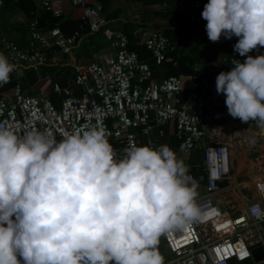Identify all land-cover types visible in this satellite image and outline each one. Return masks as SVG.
<instances>
[{
  "label": "clouds",
  "instance_id": "clouds-1",
  "mask_svg": "<svg viewBox=\"0 0 264 264\" xmlns=\"http://www.w3.org/2000/svg\"><path fill=\"white\" fill-rule=\"evenodd\" d=\"M201 16L245 57L216 77L228 114L264 127V54L249 55L264 47V0H208ZM14 71L0 53V86ZM108 135L0 125V264H164L160 238L202 218L198 184L169 145L118 155Z\"/></svg>",
  "mask_w": 264,
  "mask_h": 264
},
{
  "label": "built area",
  "instance_id": "built-area-1",
  "mask_svg": "<svg viewBox=\"0 0 264 264\" xmlns=\"http://www.w3.org/2000/svg\"><path fill=\"white\" fill-rule=\"evenodd\" d=\"M68 1L73 10L80 11L78 27L68 35L57 24L42 32L34 19L28 25L29 40L24 46L0 36L9 62L20 70L29 67L35 72L43 63L57 64L58 57L52 52L70 54L86 28L108 39L109 51L96 53L95 60H72V83L61 86L50 81V91L58 98L55 102L43 87L29 93L22 90L14 71L10 74L11 91L2 92L8 83L0 86V125L22 135L32 128L71 132L103 124L118 155L131 143L140 145V138L147 146L163 145L167 128L179 155H189L205 140L200 163L205 175L204 192L196 197L202 218L161 237L169 254L164 264H264V258L253 262L250 252L258 245L264 251L259 231L264 219H257L258 213H264V157L258 160L257 176L252 182L254 194L238 192L242 205L237 210L232 204L222 208L216 199L220 192L236 189L230 170V146L218 139L217 129L239 120L228 114L225 96L217 94V76L191 78L190 94L181 100L179 76L168 74L154 79L148 63L128 49V44L136 40L149 52L154 65L171 61L169 53L174 44L166 35L157 29L145 33L140 25L127 34L104 25L95 0ZM38 4L53 17L62 13L61 0H38ZM173 4L181 11L188 8V21L205 29L207 21L196 15L202 8L200 0H175ZM158 7L166 9L170 4L162 1Z\"/></svg>",
  "mask_w": 264,
  "mask_h": 264
},
{
  "label": "crops",
  "instance_id": "crops-1",
  "mask_svg": "<svg viewBox=\"0 0 264 264\" xmlns=\"http://www.w3.org/2000/svg\"><path fill=\"white\" fill-rule=\"evenodd\" d=\"M162 1H167L172 9H160L158 6ZM174 1L175 0H95L96 4L100 7L99 14L104 20V25L110 28L125 29L128 31L127 34H129L130 30L135 25H140L145 33H148L153 29H157L163 34L164 30H174L176 38L184 41L183 52H191L193 56V62L189 66L191 70H197L200 68L201 62L206 59L207 65L202 76H217L222 71H230L233 67L231 61H229L230 57L240 60L241 62L244 61L245 57H241L238 53L234 52L233 46L237 42V37L228 40L222 36L219 42H211L207 37L205 29L188 21L189 9L184 8L182 11L179 10L174 7ZM200 1L203 2V5L202 8L196 12V15L201 16L204 5L208 0ZM61 3V16L64 18L68 15L71 16L72 11L77 12L76 15L80 12L75 9L73 10L69 5L68 0H61ZM23 6L25 8L30 6V10L28 11L29 17L24 14ZM43 12L44 11L39 8L38 0H2V5L0 6V36L5 37L18 46H24L29 40L28 25L32 20H36L37 27L42 32H45L50 28L47 21H45L44 25H38V18ZM175 13L184 16L185 19L187 17L186 21L189 24L185 26L181 25L180 21H178L179 19L176 18ZM95 35L96 33H91L86 28V31L83 32L81 38L71 49L70 54L61 55L60 53L55 52V50L53 52L50 51V53L52 52V54H55L58 57L59 64H68L67 67H69L68 69L70 71V63L72 60L79 58L95 60L96 53L109 51V40L101 34V36H97L94 40ZM164 35L171 40L172 33L168 32ZM129 44L141 45L137 43L136 40H133ZM143 52L147 57L141 58L147 63L150 62L149 65L153 72L156 65L152 62L150 54H147L149 52ZM0 53H3L8 57V53L1 47V45ZM261 54H264V47L259 48L258 51L253 50L249 53V55L252 56ZM21 71L22 69L20 72H17L15 68L16 76L20 75ZM152 76L154 79L160 78V76L157 75ZM177 76H179L182 82L183 89L180 92L181 97L183 100L187 99L189 95L188 85L190 79L193 78V74H179ZM12 81L13 80L3 87L2 92L7 93L11 91ZM168 131L167 128L168 135L164 137V142L169 144L177 154L176 143L171 132ZM217 131L218 134H220L218 139L222 142L228 143L230 146V170L236 184V189L222 191L216 196V199L222 208L228 209V204H232L237 210L242 205V198L239 193L245 196L254 194L252 182L257 176L258 160L262 161V157H264V132L257 124L252 122L242 123L240 120H233L224 123L219 129H217ZM205 144L207 143L204 140L203 143H199L198 147L194 149L191 154L185 157H182L183 155H181V157L177 155V157L182 159L189 167L188 173L191 174V177L198 184L197 196L202 195L204 192V180L200 181L197 177H194L190 169H195L196 173L201 171L203 179L205 178L202 169L199 170L198 168L201 167L202 146ZM140 145H145L144 138H140ZM201 172H199L198 175H200ZM232 172L233 174L242 176L250 174L249 181L237 183L235 175H233ZM242 189H245V192H242Z\"/></svg>",
  "mask_w": 264,
  "mask_h": 264
},
{
  "label": "trees",
  "instance_id": "trees-1",
  "mask_svg": "<svg viewBox=\"0 0 264 264\" xmlns=\"http://www.w3.org/2000/svg\"><path fill=\"white\" fill-rule=\"evenodd\" d=\"M203 5V2H202ZM24 14L29 17L28 11L30 10V6L28 7H22ZM172 9L171 5L170 7L166 8L165 10ZM175 9V8H174ZM176 11V10H175ZM174 11V12H175ZM77 12L72 11L71 16L62 17L61 15L58 17H53L48 11H44L42 15L38 18V25H44L45 21L48 22L49 27L53 26L54 24H57L62 31L64 35H68L72 33L80 24V12H78V15H76ZM176 18L179 19L181 25H188L189 23L186 21L187 17L185 19L184 16L178 15V13H175ZM86 31V29H84ZM83 31V32H84ZM125 33H128L125 29L123 30ZM82 32V34H83ZM172 33L171 41L174 44V50L170 52L171 61L163 62L160 65H157L154 71L152 72V75L154 76H166L168 74H175V75H186V74H193V78L198 79L200 76H202L205 72V67L207 65L206 59H204L201 62L200 68L197 70H191L189 67L191 63L193 62V56L191 52L185 53L183 52V44L184 41L176 38L174 30H164L165 33ZM81 34V35H82ZM177 34V33H176ZM128 49L132 50L137 53L139 57H147L145 56V53L143 51H146L143 45L138 44H129ZM149 54V53H147ZM174 62V64L172 63ZM153 62V61H152ZM150 62L148 63V65ZM67 65H61L59 63L57 64H51V63H43L39 68L38 71L35 72L31 70L29 67H23L21 74L17 75L15 77L16 81L20 84L21 89L25 90L27 93L35 91L39 87L43 86V91L48 94L49 98L52 100V102H55L58 98L55 94H52L50 91V81H57L61 86H65L67 84L72 83V76L69 71V67ZM150 69L151 66L149 65ZM190 94V91H189ZM189 96V95H188ZM180 99L183 100L180 94ZM174 139V138H173ZM175 141V139H174ZM111 143V142H110ZM163 143L166 144L163 140ZM176 143V141H175ZM112 144V143H111ZM169 145V144H167ZM191 154V153H190ZM199 170H201V167H198ZM194 177H197L200 181L204 180L202 172L200 175H198L199 172L196 173L195 169H190ZM233 264V263H231ZM246 264V262L242 263Z\"/></svg>",
  "mask_w": 264,
  "mask_h": 264
},
{
  "label": "rangeland",
  "instance_id": "rangeland-1",
  "mask_svg": "<svg viewBox=\"0 0 264 264\" xmlns=\"http://www.w3.org/2000/svg\"><path fill=\"white\" fill-rule=\"evenodd\" d=\"M97 36H101L100 33L96 32V35L94 36V40L96 39ZM263 142H264V140H263ZM177 155H179V154L177 153ZM179 156L181 157V155H179ZM182 157H185V156H182ZM232 174H233V172H232ZM233 175H235L237 183L249 181V175L250 174H245L244 176L238 175V174H233ZM241 191L245 192V189H242ZM259 231H260L261 237H262L263 242H264V221L260 224ZM158 248H159L161 255L164 257V259L169 258L168 251L166 250V248L164 246L162 238H160ZM251 263H252L251 261H246V264H251Z\"/></svg>",
  "mask_w": 264,
  "mask_h": 264
},
{
  "label": "water",
  "instance_id": "water-1",
  "mask_svg": "<svg viewBox=\"0 0 264 264\" xmlns=\"http://www.w3.org/2000/svg\"><path fill=\"white\" fill-rule=\"evenodd\" d=\"M17 72H20V68L19 67H15ZM264 132V131H263ZM251 256H252V260L253 262H258L261 259L264 258V251L262 246L258 245L254 248L251 249Z\"/></svg>",
  "mask_w": 264,
  "mask_h": 264
}]
</instances>
